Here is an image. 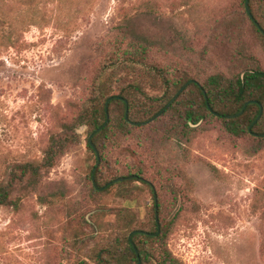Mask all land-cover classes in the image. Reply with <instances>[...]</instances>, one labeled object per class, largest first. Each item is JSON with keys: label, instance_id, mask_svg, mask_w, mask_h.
Wrapping results in <instances>:
<instances>
[{"label": "rangeland", "instance_id": "rangeland-1", "mask_svg": "<svg viewBox=\"0 0 264 264\" xmlns=\"http://www.w3.org/2000/svg\"><path fill=\"white\" fill-rule=\"evenodd\" d=\"M234 15L243 20L241 41L264 64L240 0H0V182L17 164L41 161L51 137L88 101L103 40L124 20L140 16L138 25L178 48L192 38L196 50L209 52L208 65L228 71L236 47L221 34ZM192 124L189 142L165 145L153 128L148 149L131 144L136 157L111 149L101 182L142 162L151 169L180 264H264V142L254 153L251 138L229 134L215 119ZM88 128H77L35 188L20 191L19 209L0 208V264H77L128 224L150 229L154 199L146 186L92 190L97 161Z\"/></svg>", "mask_w": 264, "mask_h": 264}, {"label": "trees", "instance_id": "trees-1", "mask_svg": "<svg viewBox=\"0 0 264 264\" xmlns=\"http://www.w3.org/2000/svg\"><path fill=\"white\" fill-rule=\"evenodd\" d=\"M245 1L240 0L242 16L264 47V0H249L251 14L261 28H258L248 14ZM143 14L151 15V11L146 10ZM139 17L124 20L107 36L109 39L104 38L105 56L101 65L94 70L88 101L82 106L77 105V115L64 122L60 134L51 137L43 159L39 162L27 161L17 164L10 180L0 182V208L19 209L25 198L20 191L29 187L35 188L39 184L45 171L52 168L68 144L78 138V127H89V139L95 130L104 125L107 118L106 102L113 97L108 110L109 122L93 137L101 157L99 165L96 163L94 166H97L96 184L98 187H104L109 182L112 183L102 191L96 188L92 180L93 169L90 173L92 190L102 194L118 184H143L150 189L154 199L151 227L135 228L128 224L121 238L106 243L92 257L81 259L77 264H137L136 248L142 264H180L168 246L172 223L164 222L165 207L158 196L151 169L142 162L138 166L125 168V172L114 175L104 183L101 182L106 165L109 164L111 149L126 150L132 157H136L131 144L148 149L154 140L151 134L154 133L153 128L160 134V141L165 145L171 141L179 144L189 142L197 130L192 128L190 120L192 123H198L211 119L219 121L222 127L235 137L251 138L254 141V153L263 149L264 64L259 56L248 50L241 41L240 24L243 20L236 15L224 19L226 25L221 34L222 40L225 43L229 40L236 47L232 54L233 68L224 71L208 65L209 52L204 48L200 52L196 50L194 39L184 37L179 48L175 46V41L166 44L138 25ZM170 44L173 45L172 49ZM174 46L181 53L173 52L176 49ZM191 79L196 82L190 83L174 99ZM250 100L256 102L248 104L241 115L228 117L239 113ZM261 106L262 116L254 123L260 114ZM127 108L129 119L125 117ZM160 111L161 115L153 119ZM256 133L259 136H255ZM87 147L96 156L89 140ZM132 175L136 177L133 178ZM120 177L125 179L114 182ZM152 186L155 187V192ZM155 194L158 199L160 232L157 235L136 232L131 241L129 234L134 230L149 233L158 231Z\"/></svg>", "mask_w": 264, "mask_h": 264}, {"label": "water", "instance_id": "water-1", "mask_svg": "<svg viewBox=\"0 0 264 264\" xmlns=\"http://www.w3.org/2000/svg\"><path fill=\"white\" fill-rule=\"evenodd\" d=\"M245 6H246V10L248 12V14L250 15V17L253 19V21L255 22V24L258 26V28H261L259 23L254 19L253 15L251 14V10H250V4H249V0H246L245 1ZM264 33V31H262ZM196 81L194 79H191L189 80L180 90L179 92L177 93V95L174 97V99L190 84V83H195ZM205 92V91H204ZM121 99V98H120ZM173 99V100H174ZM113 100V97H110L107 102H106V106H105V109H106V113H107V118H106V122L104 123V125L102 127H99L97 130H95L90 136H89V143L90 145L92 146V148L95 150V153H96V156H97V165H99L100 163V160H101V157H100V153H99V150L97 149L95 143L93 142V137L99 132L101 131L109 122V119H110V116H109V104L110 102ZM208 100V99H207ZM125 102L127 103V101L125 100ZM252 102H256V101H253V100H250V101H247L243 108L241 109V111L235 115H229L228 117H236V116H239L243 113V111L245 110V108L247 107L248 104L252 103ZM170 105V103L168 104ZM162 113V111H160L156 116L153 117V119L157 118L158 116H160ZM262 113H263V107L261 106V110H260V114L258 115V117L256 118V120L254 121V123L260 119V117L262 116ZM126 119H129L128 117V108L126 109V115H125ZM201 122V121H200ZM199 122V123H200ZM190 123L192 124V121L190 120ZM199 123H196V124H192V125H197ZM254 123L251 125V128L252 126L254 125ZM134 124H136L134 122ZM255 136H259V134H255ZM96 169H97V166L94 168L93 170V174H92V180H93V183L94 185L96 186V188H98L99 190H104L106 187H108L112 182H109L108 184H106L104 187H98L97 184H96V179H95V172H96ZM131 177H136L135 175H132ZM125 178L124 177H120V178H117L114 180V182H119V181H123ZM154 192H155V187L152 186ZM155 199H156V212H155V215H156V221H157V224H158V231L156 233H149V232H146V231H143V230H134L132 231L130 234H129V238L130 240L132 241V236L134 233L136 232H140V233H145V234H148V235H157L159 232H160V222H159V212H158V199H157V195L155 194ZM133 246L135 247V244L132 243ZM136 254L138 256V263L137 264H142V261H141V258H140V254H139V251L138 249L136 248Z\"/></svg>", "mask_w": 264, "mask_h": 264}]
</instances>
